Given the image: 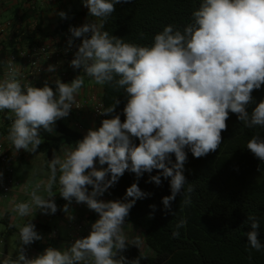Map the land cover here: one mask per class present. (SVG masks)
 <instances>
[{
    "label": "clouds",
    "instance_id": "obj_1",
    "mask_svg": "<svg viewBox=\"0 0 264 264\" xmlns=\"http://www.w3.org/2000/svg\"><path fill=\"white\" fill-rule=\"evenodd\" d=\"M127 2L83 0L89 16L95 19L70 27L68 40L71 47L73 38H82L71 66L82 68L83 75L71 83L56 79L55 91L47 83L34 87L22 81L21 67L11 58L6 61L0 80V112L7 111L11 120L6 139L16 152L23 149L35 153L42 143L40 129L53 132L58 119L67 117L74 106L80 107L76 97L85 76L97 85H109L118 92L122 89L127 102L123 122L118 114L103 119L101 126L89 129L75 147L62 145L60 153L46 161L48 178L28 193L30 200H12L11 211L21 218L32 217L37 210L55 214L56 192L68 201L62 210L69 220L74 219L69 207L72 201L84 203L99 216L89 234L68 247H47L42 254L28 258L24 246L42 236L31 219L22 226L10 224L18 228L17 255L13 258L0 251V264H126L122 253L129 245L139 249L143 240L140 235L128 237L125 221L136 200L149 194L133 183L124 200L98 197L126 171L140 178L155 169L159 174L150 176V182L160 185L161 177L170 178L171 195L162 198L165 209H171L178 194L183 197L182 207L188 206L195 186L186 183L183 174L185 149L195 158L216 151L229 112L237 114L246 128L264 126V100L251 114L246 110L253 90L264 85V0H201L192 12L191 23L182 30L166 25L154 35L151 45L127 42L104 30L115 5ZM58 14L66 18L63 11ZM144 35L140 33L141 38ZM47 71L53 72L55 67L49 65ZM119 103L115 99L110 106H102L100 114L115 112ZM133 137L139 140L138 145ZM246 148L264 162V139L259 135L252 136ZM170 154L175 155V163ZM97 161L107 167L98 169ZM150 207L155 210V205ZM185 224L181 219L176 228ZM245 224L250 226L245 235L251 259V250H264L258 231L260 220L248 215ZM172 235L178 237L179 231ZM3 243L0 238V248ZM131 264H140L139 258Z\"/></svg>",
    "mask_w": 264,
    "mask_h": 264
},
{
    "label": "trees",
    "instance_id": "obj_2",
    "mask_svg": "<svg viewBox=\"0 0 264 264\" xmlns=\"http://www.w3.org/2000/svg\"><path fill=\"white\" fill-rule=\"evenodd\" d=\"M12 1L0 0V6ZM29 1H26L28 7L16 22L20 24L21 31L18 34L11 33L6 41L0 42V68H5L8 57L16 55L20 50L39 48L43 45L53 49L61 48L68 43L69 28L83 25L76 22V19H86L88 22L95 19L89 16L86 9L77 13L75 20L73 17L66 18L57 22L52 30L44 31L40 18L43 5L40 0H33V4ZM200 2L201 0H129L127 3L115 5V11L108 18L104 30L127 42L151 45L154 35L161 32L166 25L171 24L182 30L191 23L192 12L199 7ZM27 21L30 22L29 25H26ZM6 23L9 25H5L4 29L13 24L12 21ZM30 27L32 29H29ZM140 33L145 34L143 38ZM76 51L71 55L59 54L58 58L51 56L47 59L44 68L47 66L48 69L49 65H53L55 71L45 70L40 81H29L31 85L39 87L41 83L47 82L55 91L57 78L53 79L49 74L58 73V77L61 73L66 74L68 78L64 83L72 82L77 76L83 75L82 68L71 66ZM20 63L25 66L23 72L27 71L28 65ZM88 79L90 78L85 76V80ZM40 86L42 87V84ZM99 86L101 90L98 93L103 107L110 106L115 99L120 101L115 112L104 115L103 119L118 114L123 122L126 118L123 113L127 102L125 93L122 89L118 92L109 85ZM251 95L252 102L246 109L249 114L264 100V85L253 90ZM84 112L74 113L67 120L58 119L51 133L40 129L42 143L36 152L43 155L44 167L47 170L46 161L58 154L62 145L75 147L87 134L85 123L77 118ZM226 124V130L221 133V145L216 151L195 158L189 149H185L187 160L183 174L186 183H193L195 186L190 205L182 207L183 197L178 194L171 204V209H165L162 198L171 195L170 178L161 177L160 185L150 182V176L159 174L160 170L155 169L151 173H144L140 178L126 171L118 182L103 194L105 201L124 200L127 188L133 183H137L143 192L149 194L136 200L125 221L137 229L143 240L139 249L129 245L122 253L126 257V264H131V261L137 258L140 264H264V250H251L249 259L245 235L250 230V226L245 224L247 216L254 215L260 220L259 238L264 243V162L246 148L248 140L254 135L264 139V126L246 128L237 114L231 112ZM10 125L7 111L0 112V134H8ZM77 125L81 128L78 129ZM132 140L134 144H139L137 138L133 137ZM0 143L9 145L1 140ZM19 158L20 154L12 164V175L13 165ZM169 159L172 163L176 162L174 154H170ZM14 180L17 181L16 178ZM151 205H155V210ZM181 219H185L186 224L177 229L176 225ZM66 230L69 238L70 231L67 228ZM53 231L57 232V239V230L49 231L48 235ZM174 231H179L178 237L172 235Z\"/></svg>",
    "mask_w": 264,
    "mask_h": 264
},
{
    "label": "crops",
    "instance_id": "obj_3",
    "mask_svg": "<svg viewBox=\"0 0 264 264\" xmlns=\"http://www.w3.org/2000/svg\"><path fill=\"white\" fill-rule=\"evenodd\" d=\"M26 1L28 0H13L10 3L0 6V42L6 41L11 33L15 32L18 34L21 31L20 24H16V22L18 17L22 15V12H24V9L28 7ZM71 1L72 0H64L63 3L57 5L56 7L42 6L40 18H41L42 28L44 31L52 30L53 27L57 24V22H62L66 18L73 17V19L75 20L77 13L83 12L87 9L86 7H84L83 0H74V3H76V5L73 4ZM61 11L66 13V18H61L59 16L58 13ZM8 21L13 22L12 26L8 29L2 30L1 26L3 25V23ZM75 21L81 22L83 24L88 22L86 19H80V21L76 19ZM29 24L30 22L27 21L26 25ZM31 27L29 29H32ZM17 66L21 67V72L23 73V71L25 70L24 69L25 66H23L22 63H18ZM46 67L47 66H45V70H47ZM3 74H4V68L2 67L0 68V80L3 79ZM41 84L42 87L45 85L43 83ZM40 85L39 87H41ZM100 90H101L100 86L95 84L94 81H92L91 79L85 80L84 86L80 90V93L76 97V99H79L82 96H87L88 92L98 91L100 93ZM85 114L86 113H83V115L78 116L77 118L81 120V122L85 123L84 125L86 129L88 131L89 129H93V130L98 129L100 126L95 122L89 121V119H87ZM6 137L7 134H0V140L9 143V145L11 146V142L8 141ZM12 149L14 148L12 147ZM18 153L20 154V158L14 163L13 167L15 165H20L19 175L21 176L19 177L18 175L15 178L17 179L18 182L21 183V187L18 189H14L12 194L7 199L0 198V212L4 213V215L0 216V238H2L4 241L2 248H0V251H2L4 255L11 254L13 258H15V256L17 255L16 246L18 243V228L9 227V225L13 224V225L22 226L24 223L27 222L28 219H31V223L35 225V230L42 236L41 240L34 241L32 244L29 245L31 248L30 250L32 257H36L42 254L47 247H54L58 249L68 247L69 245L67 238V230L65 226L67 220V214L61 210L63 209V206L68 203V201L64 200L62 197L58 198L59 209L57 208L58 212H56L55 214H44L39 210H37L32 217L21 218L16 213L11 211L13 198L15 199L16 203L26 202L30 200V196L28 195V193H30L31 190H33L35 184L30 182V179L27 178L29 175H34L38 177L37 179L39 182L41 180H46L48 178V176H40V173L38 171L34 172V174L27 173V169L24 168L25 163H30V162H34L40 166H44V160L42 154L38 152L30 153L23 149H21ZM96 167L99 169L101 166L99 165V163H96ZM47 171L49 174V170ZM1 185H2V174H1V165H0V188ZM58 187H59L58 184L54 186V192L58 189ZM88 188L89 191H91V186H88ZM40 194L47 195L43 191H41ZM54 198H57L56 195L54 196ZM98 199H102L105 201L104 195L98 197ZM69 207L71 214L78 221L85 222L98 216V214L90 210L86 204L84 203L77 204L75 200L72 201ZM48 218L55 220L56 221L55 225L50 226ZM51 230L58 231V238L54 241L47 239L48 232ZM124 231L129 238H133L136 235L140 234L137 232V229L131 227L126 222L124 226ZM0 259H2V257H0Z\"/></svg>",
    "mask_w": 264,
    "mask_h": 264
},
{
    "label": "built area",
    "instance_id": "obj_4",
    "mask_svg": "<svg viewBox=\"0 0 264 264\" xmlns=\"http://www.w3.org/2000/svg\"><path fill=\"white\" fill-rule=\"evenodd\" d=\"M33 0H30L31 4ZM41 5L47 7H54L59 4H61L64 0H40ZM5 25H9V23H4L1 26V29L3 30L5 28ZM90 36V34H89ZM71 37L70 33H67V38ZM82 42V38H73V44L71 47L68 46V43L65 45H62L61 48H52L48 45H43L39 48H32V49H25L20 50L16 55H10L8 57L13 60L14 63L18 65V63L23 62L25 65H28L27 71L22 73V81H40V78L45 72L44 64L51 58V56L58 58L59 54H67L71 55L74 53V51L78 50V46ZM7 59V60H8ZM6 71V63L4 68V73ZM58 72V71H57ZM58 74V73H57ZM56 73L49 74L51 78H59L61 82L67 81L68 76L66 74L61 73L59 77ZM4 77V74H3ZM68 83V82H66ZM77 103L80 106L79 108L73 107L69 113V115L65 118H61L63 120H67L71 117L74 113L79 112H87V118L89 121L95 122L98 125L102 124V120L104 118V115H101L99 110L102 109V103L99 96L98 91L97 92H88L87 96H82L79 99H77ZM86 116V114H85ZM78 129L81 128L80 126H76ZM82 130V129H81ZM84 132V130H83ZM19 157L18 152L15 151V149H12L10 145H3V143H0V164L2 165V185L0 188V198L1 199H7L14 189H18L21 187L20 182L14 180L12 175V164L13 162ZM62 210V209H61ZM63 211V210H62ZM99 216L94 217L91 221H78L75 217L73 220H69L67 218L65 226L70 231L69 232V241L68 245L70 246L71 243H73L78 238H83L87 236L91 230V224L94 223ZM57 237V232L53 231L50 235L47 236L48 240H54ZM24 248L26 249V255L28 258H34L31 255V248L29 245H25Z\"/></svg>",
    "mask_w": 264,
    "mask_h": 264
},
{
    "label": "rangeland",
    "instance_id": "obj_5",
    "mask_svg": "<svg viewBox=\"0 0 264 264\" xmlns=\"http://www.w3.org/2000/svg\"><path fill=\"white\" fill-rule=\"evenodd\" d=\"M73 4H75L76 5V3H74V0H72L71 1ZM73 4H71V5H73ZM70 5V6H71ZM78 10V9H77ZM6 23V22H5ZM4 24V23H3ZM24 168H26L27 169V173H33L34 174V172H36V171H38L39 173H40V176H48L49 174H48V171H47V169L44 167V166H40V165H38V164H36V163H34V162H30V163H25V167ZM19 171H20V165H15L14 167H13V178H15L16 176H18L20 173H19ZM21 175H19V177H20ZM28 179H30V182H32L33 184H37V183H39V181H38V177H36V176H34V175H29L28 177H27ZM32 191V190H31ZM56 192V191H55ZM56 197L57 198H54V201H55V203H56V205H57V208L59 209V202H58V198L59 197H61L60 196V194H59V192H56ZM49 220V223H50V226H53V225H55V223H56V221L55 220H53V219H51V218H48ZM131 226V225H130Z\"/></svg>",
    "mask_w": 264,
    "mask_h": 264
}]
</instances>
